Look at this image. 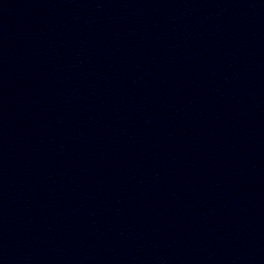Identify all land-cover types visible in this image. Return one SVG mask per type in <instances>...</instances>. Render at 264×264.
<instances>
[{
	"label": "water",
	"instance_id": "water-1",
	"mask_svg": "<svg viewBox=\"0 0 264 264\" xmlns=\"http://www.w3.org/2000/svg\"><path fill=\"white\" fill-rule=\"evenodd\" d=\"M0 264H264V0H0Z\"/></svg>",
	"mask_w": 264,
	"mask_h": 264
}]
</instances>
